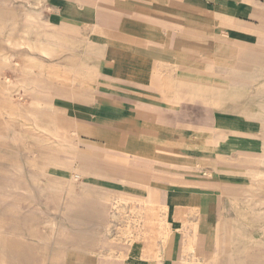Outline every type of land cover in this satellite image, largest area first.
Listing matches in <instances>:
<instances>
[{"label":"crops","instance_id":"0c3cea01","mask_svg":"<svg viewBox=\"0 0 264 264\" xmlns=\"http://www.w3.org/2000/svg\"><path fill=\"white\" fill-rule=\"evenodd\" d=\"M48 1L0 0V120L6 122L0 132H46L33 136L37 145L30 147L33 162L41 163L37 179L20 180L17 175L25 171L18 160L0 155V210L12 218L0 219V264H32L36 252L31 251L35 237L27 233L31 221H40L46 231L50 244L43 263L51 264L52 214L38 207L33 189L48 187L52 179H70L77 160L63 164L53 146L82 158L76 152L77 139H62L73 132H87L83 155L89 159L82 162L85 176L78 178L82 222L66 225L62 239L66 249L81 248L69 264H110L103 257L110 246L104 241L110 238L108 229L122 241H132L121 264H158L149 252L161 246V205L167 207L170 231L162 259L178 264L187 234L194 233L192 226L198 223L200 246L206 248L213 219L224 215L221 197L244 186L245 163L255 157L262 163L263 151L246 150L247 140L240 137L257 132L254 135L264 140L259 118L250 119L245 109L259 104L261 97L248 83L264 64V24L252 26L264 11V0H51L59 1L53 18L45 15ZM41 29L43 37H38ZM69 31H77L76 41L85 42L86 48L48 64L46 60L71 51L70 44L77 45L62 37ZM239 40H246L240 43L244 53L229 63L223 81L213 85L214 58L223 66L230 41ZM18 47H35V56L44 57L45 63L33 53H14ZM19 55L24 65L15 60ZM73 57H81V64H68ZM5 71L19 79L3 77ZM68 79H81L83 85L67 90ZM14 95L23 103L11 102ZM67 97L71 99L65 105H58ZM222 103L224 109L214 117V105ZM6 105L12 112L7 116L15 120H5ZM198 138L203 142L196 143ZM218 161L226 170L223 179L213 172ZM58 167H65L66 173ZM9 184L17 189L13 196L5 191ZM5 201L10 204L5 206ZM9 226L15 230L6 231ZM15 237L24 241L23 254L11 242ZM7 252L15 263L4 257Z\"/></svg>","mask_w":264,"mask_h":264},{"label":"rangeland","instance_id":"374dc122","mask_svg":"<svg viewBox=\"0 0 264 264\" xmlns=\"http://www.w3.org/2000/svg\"><path fill=\"white\" fill-rule=\"evenodd\" d=\"M58 2H56V4H54L53 1L49 0L48 2H46L44 4L45 8L47 7L46 10H45V15L46 16H48L49 18H53L54 12L57 11ZM254 19L258 23H256L255 25H252V26L259 27V26L263 25L264 24V11H262V13L259 15V17H254ZM21 28H22V25H21ZM41 32L43 33L42 29L41 30H37L38 37H43V34L40 35ZM69 32L68 33H63L62 37H65V39L67 41L77 42V45L76 46H73V45L71 46V44H70V49L69 50H71V51H69V52L67 51L66 53L64 52L65 54H62V56L56 57V59L54 58L53 60H51V59L46 60V62L48 64L52 65V62H57V61H60L61 59H64V58L67 59L66 54L67 53H73L74 54L75 51L78 48L81 49V50L86 48L85 42H83V41L81 42V40H79V42H78V40L76 41V38L78 37V32L77 31L76 32L69 31ZM59 35H61V34H59ZM21 36H22V33H20V37ZM240 36H242V35H240ZM255 36L256 35L254 34L253 37H255ZM70 37H72L74 39H70ZM40 41H38L37 43L41 44L42 42H40ZM245 42H246V40H244V41L242 40V42H240V40H239V43H238V41L237 42H231L230 41V55L228 57L227 63L224 62L223 66H220V58L219 57L218 58H214V61H213V72L211 73V75H212L211 83L213 85L215 83H217L218 81H221V80L223 81V77L229 72V66H228L229 63H231L232 61L238 60L241 57V55L244 53L245 49H244L243 45H244ZM251 42H253V40ZM240 43L243 44V45H241ZM37 48H38V46H37ZM5 49H7V47H5ZM34 50H35V47H34ZM34 50L31 49V51L30 50L29 51H25V50H23V49L18 47L13 52L15 53V51H16L19 54H21V53L22 54H28V53L31 54V53H33V55L35 56V51ZM35 57L37 58V60L45 63L44 57H39V56H35ZM15 60L19 64L24 65L25 59L23 58V56L19 55V56H17L15 58ZM72 60H73L72 62H69V60H68V64L71 63L73 66H75V65L81 64L82 58L80 57V59H77V58L73 57ZM78 60H79V62H78ZM72 65H70V66H72ZM1 66H2V63L0 62V67ZM55 68H57V67L55 66ZM261 69H262V72H260L258 74L257 73L254 74L255 75L254 81L253 82L250 81L252 83H248L250 91H255V95H256V92L260 93V96H261L260 99H259V104L260 105L259 104H249V105H246L245 109H247L249 111L248 114H249V118L250 119L254 118V119L257 120L259 118L260 124L262 125V127H264V111L262 110L264 108V64L261 66ZM67 74H68V78L71 77V72L70 71H68ZM3 77H9V78H14L15 77L16 79H19V75L16 74V73H13L12 71H5ZM1 82L2 81H1V73H0V84H1ZM64 83L67 84V87H66L67 90H70L71 87L74 86V85H75L74 87L76 89L78 87H80V85H83V81L81 79H79V81L77 83H72L70 79L64 81ZM80 90H82V89H80ZM67 99H71V98L67 97V98H63L61 100H58L57 101L58 105H61V106L65 105L66 102H67ZM10 100H11V102H13L15 104H18V105L23 103L22 100L20 99L19 95L11 96ZM222 104H220V105L215 104V105H218V106H215V105H214V107L212 106L213 107V116L214 117H215V115H217V113H219L221 110L224 109L225 104L224 103H222ZM0 107H3V106H0ZM4 110H6L5 111L6 112V114H5V120L6 121L15 120L14 116H7L8 115L7 112H9V113L11 112L7 105H6V108H4ZM233 110H235V108ZM258 111H259V114H258ZM11 114H12V112H11ZM65 115H66V113H65ZM212 123H213V128H215L214 127L215 126L214 125L215 124L214 121H212ZM5 125H6V122H3V120H0V127H4ZM262 127H261V129H262ZM19 133L20 132H0V146H2L1 149H3V147H4V151L1 152L0 155L4 156V157H7L9 159L12 158V160L13 159H17L18 160V162L20 163V165H19L20 166L19 167L20 170L25 171V174H23V173L20 174L19 173L17 175L20 178V180L37 179L36 177L39 176L38 175V171H39L38 167L40 166L41 163L40 162H36V161L33 162V159L31 157L32 152H31L30 147L33 144L37 145V141L33 138V136H39V135H42V133L45 134L46 132H42V133H39V132H21V134L23 133L22 136ZM241 133H243V132H241ZM255 133H257V132H245V134H246L245 136H247V137H244V135L241 136V137L240 136H231V137H234L233 139H236V138L240 137L241 140L242 139L247 140L246 142H244L246 150H253V151L262 150L263 151L261 153L262 163L259 164V163H251L250 162V163H245V165H244L245 169H247L248 171L251 172L248 176H246L245 181H244V183H245L244 187L248 191L246 193H249V192L250 193H254V194L256 193L258 195V197H257V199H255V201L251 200V199H247V198L241 200L242 204H243V206L245 208L252 206L253 209H258L257 206H256V202L261 203L263 205V207L261 208L263 210H261V211L263 212L264 211V202H263L264 201V140H263V138L259 137L258 135L255 136L254 135ZM207 134L210 137H214V136L217 135V132H208ZM85 135H87V132H80V134H79L80 143L78 144V146L76 148V152L82 157V158H79V160L77 161V163H75V166H74L78 170L77 172L80 175V178H83L85 176L84 170L82 168V162H83V160L89 159V158H87L88 156L83 155L84 154V145L86 143L83 140ZM249 141H251V142H249ZM200 142H203V141L200 138H198L196 143H200ZM16 147L18 148V150L15 151L14 149H12V148H16ZM53 147L56 148V150H58L57 153L60 154L59 158H60L61 161H63V164L64 163H66V164L70 163L69 161H71L73 159V156H74L73 152H71V151L66 152V150L62 146L59 149H58L57 146H53ZM78 166H80V167H78ZM58 169H59V171L61 170L63 172V175H64V173H66L65 167H63V168L58 167ZM68 172L69 171H67V173ZM68 174H70V173H68ZM77 180L78 181H75V183L73 185V186H75L76 192H75V195L72 194V196H74L75 198L83 196V194H82L83 193L82 184L79 183L80 180L78 178H77ZM231 180L238 181L239 178L238 177H233V178H231ZM251 181H256L257 183L254 184ZM246 183H248L249 185L246 184ZM255 188L258 189L257 192L255 191ZM221 200H222V203H224L227 207L229 206V201H228L227 197L222 196ZM4 203H5L4 204L5 206H8V204H10V202H7V201H5ZM225 212H226V210H225ZM8 217L11 218L8 215V213H6L3 210H0V219H3V218L6 219ZM69 217L72 218L73 216L72 217L69 216ZM232 217H234V218H232ZM239 217L240 216L234 210V211H230L229 212V217H228L229 218V222H225L224 220H226V219H223V218L219 219V220H222V221L225 222L223 224V226L219 227L220 228L219 231H221V232H219V234L221 235V239L223 241L227 240V238H229L226 232L229 229L232 228V226H233L232 225V221L234 219H239ZM160 219H162L161 213H160ZM243 219H244V227L246 228L248 234L257 233V235H258L257 241L259 240V242L261 244V246L256 248L255 251H254V257L256 258L255 264H264V218L263 219H258L256 211L253 210L252 215L248 214V216L246 218H243ZM10 224H11V222H10ZM30 225L31 226L28 227V229H27V233L30 234L29 232H31V234L35 237V243L34 244L32 243L34 246H31V251L32 252H36L35 256L33 257V255H32V257L30 258L31 263L32 264H44L43 261L46 259L45 258L46 249H47L48 244H50V243L47 241V239L45 240L44 236L46 234L42 230V228L39 227L40 221H33V222L31 221ZM14 230H15V228L13 226H9V227L6 228V231H8V232H11V231H14ZM165 230L166 229L164 228V226H162V228L160 230L161 231L160 242H162L161 237H162L163 231H165ZM15 233L17 234L16 231H15ZM19 234H20V232H18V235ZM114 235H112V233L110 232L109 237L111 239H113V238H115ZM223 241H222V243H223ZM11 242L14 243V245L17 246L16 247V248H18L17 251H19L21 249L22 254H23L24 248H22V247L24 245V241L22 239H20L19 237H15ZM68 250H69V255L71 257L72 256L71 249H68ZM21 259H23V258L21 257ZM243 259H245V258H241L240 257V258H238V260L236 259L237 263H239L240 260H243ZM208 264H214V263L212 261V262H209Z\"/></svg>","mask_w":264,"mask_h":264},{"label":"bare ground","instance_id":"6f19581e","mask_svg":"<svg viewBox=\"0 0 264 264\" xmlns=\"http://www.w3.org/2000/svg\"><path fill=\"white\" fill-rule=\"evenodd\" d=\"M263 44H264V42H263ZM31 59H33V58H31ZM52 73H51V75H52ZM57 76L60 77V75H57ZM60 81H61V79H60ZM19 92H20V90H19ZM203 130H206V129H203ZM79 134H80V132H73V136H71V135H69V136L61 135V136H62L63 140L66 139L69 143H71L72 141H74L76 139H77V141L80 142V139H78ZM214 150H216V149H214ZM238 153L242 154V151L240 150ZM232 155H230V157H233ZM225 156H226V154H225ZM225 156H220V158L221 159L223 157L225 158ZM79 158H80L79 156H76V154H74V156H73L74 161H76V160L78 161ZM258 160H260V158L255 157L254 159L250 160V162L252 163L254 161L256 163V162H258ZM220 164L221 163L218 161L219 168H215L213 172L218 175V178L223 179V177L226 176V170L221 169ZM77 171L78 170L76 168H74L71 171L72 174H71V177L68 181H65V180L59 181L57 179H52L53 181L51 182V184H49L48 187H46V188L39 187V188L33 189L34 201L38 205V207L43 208L52 214L50 224L52 225V230H53L54 245L51 249V255H50L51 264H69L70 263L71 257L69 255V250L66 249V243H64V241L62 240L63 237L66 236V233L64 231H66V225H70V224L71 225L72 224L80 225V222H82V217L84 215V213H82L79 210V208H80L79 207V204H80L79 200L77 198H75L74 196H72V194L75 195V192H76L75 186H73V185H74L75 181H77V178L80 177V175L78 174ZM249 173H250V171L245 169V177H243V179H242L243 181H245V178H246V176H248ZM226 179H228V178H226ZM251 182L254 184L257 183L256 181H251ZM230 184H232V183H230ZM246 184H248V183H246ZM244 186H240V187H238V189L230 190L228 193H225L227 198L230 200H229V206L228 207L225 206V208H224V210H226V212L223 210L224 215L222 218L226 219V220H224L225 222H229V218H228L229 212L234 211V210L240 216L239 219H234L232 221V225H233L232 228L226 232L229 238H227V240L223 241L221 239V235L219 234V232H221V231H219V229H220L219 227L223 226V224L225 222L222 220L215 221L213 219V228H212L213 232H211L212 236H211V239L207 240V242H209V245L207 244V246L205 248L203 244L200 246V237L198 234V223L196 225H193L192 229L194 230V233L191 236L188 235L189 233L187 234L188 240H187V243L185 244V246L183 248V256L178 261V262H180L178 264H208L209 262H212V261L214 264H218V263L219 264H255L256 258L254 257V251L256 248L260 247L261 244H260L259 240L257 241V238H258L257 233L248 234L246 228L244 227V219L243 218H246L248 216V214L252 215L253 210H255L256 214L258 216V219H263L264 218V211L263 212L261 211V210H263V209H261L263 207V205L261 203H258V202H256V206L258 209H253V207L251 205H250L251 207H247V208H245L243 206L241 200L247 198V199H251V200L255 201V199H257V197H258V195L256 193L255 194L250 193V192L246 193L248 191L245 189ZM85 187H88V186H85ZM2 190H3V188L0 187V191H2ZM257 190L258 189L255 188L256 192H257ZM5 191L8 195L13 196V193L16 192L17 189H15V187L12 184H9V185L5 186ZM62 199H64V201ZM85 208H87V207H85ZM88 208L90 209L91 206H88ZM160 209H161L160 213L162 216V219H161L162 226H164V228L166 230L163 231V233H162V237H161L162 242H161L160 249L151 250L150 252L149 251L148 252H149L150 256H152L158 260V264H164V260L162 259V250H163V248L167 242L170 231H169L168 223L166 222L167 207L164 205H161ZM69 216H71V217L73 216V217L70 218ZM177 216H181V214H178ZM232 218H234V217H232ZM111 231H112L111 229H108L106 234L109 236ZM204 231H203V233H204ZM185 232H187V231H185ZM114 236H115V238H113V239L109 238V239L104 240L105 243H109L110 246H109V250L106 251V253L103 257L105 259H109L110 264H121L123 261H125V259L127 257V252L129 250V247L127 246V244L132 243V241L127 240L125 242V240L122 241V239H120L117 236V234H115ZM222 241H223V243H222ZM102 242H103V240H102ZM80 250H81L80 247H76V248L72 249L71 252H72V254L76 255V253L78 254V252H80ZM138 256H140V255H138ZM4 257L8 261H10L11 263L16 262V259L14 258V256L10 252L4 253ZM240 257L245 258V259L240 260V262L237 263V260ZM17 262H18V260H17ZM132 263H133V261H132ZM156 263H157V261H156Z\"/></svg>","mask_w":264,"mask_h":264}]
</instances>
